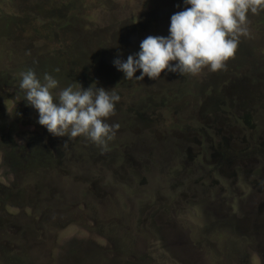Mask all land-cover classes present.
Returning a JSON list of instances; mask_svg holds the SVG:
<instances>
[{
	"label": "rangeland",
	"instance_id": "rangeland-1",
	"mask_svg": "<svg viewBox=\"0 0 264 264\" xmlns=\"http://www.w3.org/2000/svg\"><path fill=\"white\" fill-rule=\"evenodd\" d=\"M182 10L0 0V264H264V12L222 70L141 81L113 64ZM28 69L120 95L107 150L37 123Z\"/></svg>",
	"mask_w": 264,
	"mask_h": 264
},
{
	"label": "clouds",
	"instance_id": "clouds-1",
	"mask_svg": "<svg viewBox=\"0 0 264 264\" xmlns=\"http://www.w3.org/2000/svg\"><path fill=\"white\" fill-rule=\"evenodd\" d=\"M183 5L184 10L170 17L166 37L149 35L138 52L126 60L114 59L125 80H157L165 70L181 76H196L205 68L222 70L234 57L241 37L250 35L249 14L264 12V0H183ZM18 88L37 112V123L52 136H82L102 151L114 140L119 125L107 121L121 100L117 92L95 82L86 89L81 85L59 88L51 74L41 79L33 69L19 73Z\"/></svg>",
	"mask_w": 264,
	"mask_h": 264
}]
</instances>
